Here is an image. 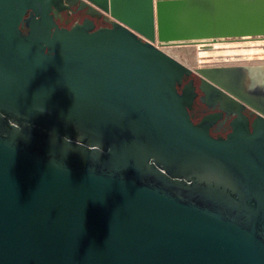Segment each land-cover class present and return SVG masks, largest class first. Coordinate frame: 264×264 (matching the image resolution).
<instances>
[{"label":"water","instance_id":"water-1","mask_svg":"<svg viewBox=\"0 0 264 264\" xmlns=\"http://www.w3.org/2000/svg\"><path fill=\"white\" fill-rule=\"evenodd\" d=\"M79 1L109 26L0 0V264H264L260 88L156 46L264 37V0ZM194 72L260 122L195 124Z\"/></svg>","mask_w":264,"mask_h":264},{"label":"flooded vegetation","instance_id":"flooded-vegetation-1","mask_svg":"<svg viewBox=\"0 0 264 264\" xmlns=\"http://www.w3.org/2000/svg\"><path fill=\"white\" fill-rule=\"evenodd\" d=\"M68 9L62 8L59 12V18L57 23L62 28L71 29L77 24H84L85 21H91L96 29L109 26V19L101 16L97 11H92L86 7L79 0H70ZM92 13L94 15H92ZM29 28L25 25L22 29L23 33H28ZM241 40H256L255 42H264V37H252V38H233L215 40V42H227V41H241ZM258 40V41H257ZM206 47V45H204ZM224 67H240L250 72V76L253 78L252 83L258 90V94L253 98L260 100L264 98V63H240V64H226V65H210L201 68H224ZM193 83L196 87V97L193 104V109L190 111L192 120L195 124L202 123L208 116H214V126L211 129V134L214 137L226 138L234 130V125L238 124L241 120V114L247 118L250 125L254 121L260 122L258 113L251 108L239 107L241 114L237 112L236 105L224 101L213 95L211 92L204 94L201 90L203 85V79L200 74L194 72L191 76L187 77L184 81V85ZM182 89H180V92ZM225 108V110H223Z\"/></svg>","mask_w":264,"mask_h":264},{"label":"rangeland","instance_id":"rangeland-1","mask_svg":"<svg viewBox=\"0 0 264 264\" xmlns=\"http://www.w3.org/2000/svg\"><path fill=\"white\" fill-rule=\"evenodd\" d=\"M255 41L256 40H241V41H227V42L211 43L213 45L224 44L222 46H225V44L229 42L230 44L235 43L238 46V52L236 53V55H234V58L240 59V60L236 62H229V63L221 60L223 58H220V60L217 57L200 58V52H201L200 45L201 44L163 46L161 49L164 50L169 55H171L172 57L176 58L178 61H180L184 65L191 68L192 70H195L197 68H201L204 66H210V65L264 63V55L262 56L259 55V54H264V42H255ZM203 44H208V43H203Z\"/></svg>","mask_w":264,"mask_h":264},{"label":"bare ground","instance_id":"bare-ground-1","mask_svg":"<svg viewBox=\"0 0 264 264\" xmlns=\"http://www.w3.org/2000/svg\"><path fill=\"white\" fill-rule=\"evenodd\" d=\"M203 43H208V44H203ZM211 43H213L212 40H203V41H200L199 43H197V44H201L200 45V48H201V50H200L201 51L200 52V58L217 57L219 60H220V58H223L221 60H223V61H225L227 63L236 62V61L240 60V59H235L234 58V55H236V53L238 52V46L235 43H231L230 44L228 42L229 44L227 43V44H225V46H222L224 44H215V45H213ZM204 45H206V47ZM219 50H221V51H219ZM238 54H240V53H238ZM259 55L262 56L264 54H259ZM252 59H254V58H252Z\"/></svg>","mask_w":264,"mask_h":264},{"label":"built area","instance_id":"built-area-1","mask_svg":"<svg viewBox=\"0 0 264 264\" xmlns=\"http://www.w3.org/2000/svg\"><path fill=\"white\" fill-rule=\"evenodd\" d=\"M156 46L159 47L160 49L162 48L161 44L159 43H157Z\"/></svg>","mask_w":264,"mask_h":264}]
</instances>
